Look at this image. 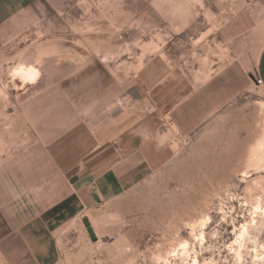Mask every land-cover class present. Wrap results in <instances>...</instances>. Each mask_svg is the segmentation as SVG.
Wrapping results in <instances>:
<instances>
[{"label": "crops", "instance_id": "obj_1", "mask_svg": "<svg viewBox=\"0 0 264 264\" xmlns=\"http://www.w3.org/2000/svg\"><path fill=\"white\" fill-rule=\"evenodd\" d=\"M37 2L0 0V54L37 71L13 81L18 108L0 109L3 264H60L61 235L166 164L173 132L196 137L243 106L256 80L264 89V0L138 4L141 28L163 30L157 52L124 72L79 38H32L46 28L33 25Z\"/></svg>", "mask_w": 264, "mask_h": 264}, {"label": "rangeland", "instance_id": "obj_2", "mask_svg": "<svg viewBox=\"0 0 264 264\" xmlns=\"http://www.w3.org/2000/svg\"><path fill=\"white\" fill-rule=\"evenodd\" d=\"M154 2L38 0L33 25L46 28L32 38H79L86 54L102 55L104 65L137 70L157 52L163 29L141 28L136 6ZM203 11H190L202 27ZM163 13L170 18L173 12ZM182 28L196 35L195 25ZM99 38L102 47H95ZM14 53L0 54V109L9 113L20 105L13 81L30 82L37 74L14 67ZM241 106L196 137L171 132L173 155L166 164L120 197L85 211L61 235L60 264H264V89L252 85ZM1 134L0 128V141Z\"/></svg>", "mask_w": 264, "mask_h": 264}, {"label": "water", "instance_id": "obj_3", "mask_svg": "<svg viewBox=\"0 0 264 264\" xmlns=\"http://www.w3.org/2000/svg\"><path fill=\"white\" fill-rule=\"evenodd\" d=\"M85 227L87 228L89 237L91 239L92 242H96L98 240L97 234L94 230V228H92V225L90 223V221L88 219H85Z\"/></svg>", "mask_w": 264, "mask_h": 264}, {"label": "bare ground", "instance_id": "obj_4", "mask_svg": "<svg viewBox=\"0 0 264 264\" xmlns=\"http://www.w3.org/2000/svg\"><path fill=\"white\" fill-rule=\"evenodd\" d=\"M15 69H16V68H15ZM17 69H18V67H17ZM22 70H23V69H22ZM26 70H27V69H26ZM20 71H21V68H20ZM25 73H26L29 77H30V76L32 77V75L34 74V71L31 70V69H28L27 71H25ZM17 75H18V74H17ZM35 75H36V74H35ZM263 147H264V146H263ZM263 147H262V148H263ZM259 148H260V147H259ZM263 188H264V186H263ZM250 191H251V190H250ZM263 191H264V190H263ZM259 192H260V191H259ZM259 192H258V193H259ZM255 193H256V192H255ZM263 194H264V193H263ZM256 205H257V204H256ZM260 205H261V204H260ZM263 205H264V204H263ZM257 207H260V206L257 205V206H256V209H257ZM260 208H261V207H260ZM260 212H261V211H260ZM256 213H257V212H256ZM253 215H254V214H253ZM261 215H263V213H262ZM263 216H264V215H263ZM263 216H262V217H263ZM248 224H249V223H248ZM254 224H255V223H254ZM251 225H252V223H251ZM243 228H244V231H242L243 234H244L245 232L247 233V227H246V226H245V227L243 226ZM246 233H245V234H246ZM240 236H241V235H240Z\"/></svg>", "mask_w": 264, "mask_h": 264}, {"label": "built area", "instance_id": "obj_5", "mask_svg": "<svg viewBox=\"0 0 264 264\" xmlns=\"http://www.w3.org/2000/svg\"><path fill=\"white\" fill-rule=\"evenodd\" d=\"M261 85H262V80H260V79L256 80V84H255V86L258 88V87H260Z\"/></svg>", "mask_w": 264, "mask_h": 264}]
</instances>
